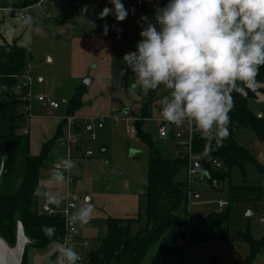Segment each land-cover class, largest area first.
<instances>
[{"label":"rangeland","instance_id":"374dc122","mask_svg":"<svg viewBox=\"0 0 264 264\" xmlns=\"http://www.w3.org/2000/svg\"><path fill=\"white\" fill-rule=\"evenodd\" d=\"M123 3L126 5V2ZM34 4V0H0V6L4 7L24 8ZM80 4L81 9L85 5L88 7L85 0H80ZM19 15L15 16L10 12L0 11V44L4 41L12 42L17 39L31 54L29 58V74L31 76V112L29 116L36 114L39 110L41 104L37 102V97L40 95L45 96L49 101L58 102L60 107L56 113L60 116L65 115L67 103L73 98L76 90L82 87V106L72 116L75 119H73V127L79 142H74L72 148L75 149L78 144H81L80 148L83 151L90 148L93 157L101 158L104 156L102 148L106 147V156L110 159L120 160L126 156L130 160H134V164L129 167L133 166L137 169L138 180L135 184L142 187L144 185L142 178L147 176L149 150L148 146L140 141L135 133H129L130 129L135 130L134 116L139 110L141 89L132 88L125 76H121L117 69H113L110 43L108 40H99L91 34L90 9L88 8V12L83 13L82 16V12H78L74 5L73 22H69L73 27L71 36L55 34L54 30L49 29L46 25H41L42 30H39L40 28L35 26L33 19L30 24H26L24 20H20ZM133 76L135 80L134 73ZM86 80H89V83H86ZM166 94L167 90L164 88L156 90L150 116L144 120L141 129L150 135L163 156L171 157L173 156L172 144L159 137L154 121L159 117L160 98ZM248 106L257 115L264 114V94H260L258 99L250 100ZM126 108L128 112L124 113ZM114 115H118V121L113 120ZM102 117H105L103 127L99 128L98 123ZM27 119H23V123L27 122ZM76 125L80 128L76 129ZM67 126L66 124L64 128L66 140L68 138ZM88 126L92 127L95 140H90ZM232 135L236 141L252 153L258 162L264 161V144L255 134L234 130ZM131 150H136L138 153L130 157ZM62 159H69L66 141L51 149L49 169L43 170L47 176L50 177L54 173L50 171L54 169V163ZM116 163L127 168L123 162L117 161ZM187 171V166L182 167L175 178L176 181L184 185L187 194V201H183L177 210V214L180 216H184L187 212L189 216L207 215L215 212L222 209L218 206L219 200L225 201L227 205L223 209L227 208L229 184H239L243 181L241 171L233 168L230 178L225 181L220 180L217 176V178L211 179L210 183L204 179H198L190 185L187 183ZM245 174L248 181L253 184L264 180V169L260 172L254 164L245 166ZM123 177L126 178L125 175ZM259 184H264V182ZM118 187L121 188L119 185ZM72 195L78 196L81 201L85 197H89V193L84 190L74 191L68 199L75 204L79 202L74 200ZM67 200L60 209L53 210L66 216ZM91 203L94 204V200ZM141 207L143 213L145 209L143 200ZM249 211L251 214H248ZM262 217H264V202H235L231 207L229 217L228 241L222 243L221 249L217 248L219 244L215 242H189L186 249L187 264H244L249 254V245L241 239V234L246 232L249 227L254 238L260 239L264 235ZM144 223V217L141 221L133 223L131 234H136ZM72 227L78 232L80 238L77 236L71 240L69 246L76 248L78 254L83 257L82 264H86L88 253L98 248L101 237L106 233L105 222L90 220L83 227L79 224H73ZM83 242H87L86 247ZM53 248L54 246L50 245L40 250L28 245L23 264H47L49 257L54 252ZM263 252L264 248L251 264H264ZM177 254V249L162 251L159 249V244H156L140 264H177Z\"/></svg>","mask_w":264,"mask_h":264},{"label":"trees","instance_id":"16d2710c","mask_svg":"<svg viewBox=\"0 0 264 264\" xmlns=\"http://www.w3.org/2000/svg\"><path fill=\"white\" fill-rule=\"evenodd\" d=\"M37 1L34 0V3ZM30 57V52L20 40L0 44V167L3 169L0 172V235L13 244L20 219L26 235L34 240L30 246L43 250L53 244H62L65 240V216L41 212L43 200L33 193L38 185L42 186L40 171L49 168L51 149L66 141V119L60 121L53 137L42 145L41 152L32 154L29 134L24 133L20 126V121L28 115L25 110L28 102L24 100L27 91L22 86L20 76L29 69ZM257 80V89L247 90L246 96L235 92L232 94L234 107L229 113V134L226 138L209 143L199 133L193 140V153L198 165L208 172L207 183L217 176L223 181L229 179L233 168L239 169L243 175L241 184H229L227 208L196 217L189 216L188 212L184 216L177 214L181 203L187 201V194L184 185L175 178L181 168L186 166L187 159L163 156L150 135L141 129L144 120L150 116L156 90L149 91L147 96L140 90L134 127L135 135L149 150L148 182L141 195L145 209L133 218H108L106 234L101 237L98 248L88 253L86 264H112L114 258L115 264H140L156 244L162 251H174V243L179 237L188 242L222 244L228 241L232 205L238 201L264 202V184L250 183L245 174L248 164H254L260 172L263 166L232 135L234 130L250 132L264 144V116L259 117L248 106L250 100L264 93V66L260 68ZM128 82H134L132 75ZM81 97L82 87L76 90L67 103V116H73L82 106ZM213 160L221 163L220 169L214 167ZM142 217L145 218L144 225L136 234H131V225L141 221ZM45 225L56 229L51 238L42 231ZM241 239L249 245L244 264H251L264 248V235L255 239L247 227ZM55 258L56 251L48 261Z\"/></svg>","mask_w":264,"mask_h":264},{"label":"clouds","instance_id":"9594fccd","mask_svg":"<svg viewBox=\"0 0 264 264\" xmlns=\"http://www.w3.org/2000/svg\"><path fill=\"white\" fill-rule=\"evenodd\" d=\"M108 2L113 7H104L97 18L114 15L116 21H125L129 10L122 0ZM81 12L82 16L88 12L87 5ZM23 19L26 24L32 22L31 17ZM138 24L141 39L136 50L122 58L135 75L131 87L140 88L145 96L149 91L167 90L159 101L163 121L176 126L188 123L209 143L226 138L232 94L246 96L247 90L259 86L257 76L264 66V0H167L155 8L152 18L142 15ZM108 29L105 23L104 35ZM60 162L61 169L50 170L57 186L71 183L75 167L71 159ZM48 180L33 195L59 207L62 201ZM72 197L79 203L73 205L69 222L83 227L92 219L95 206L87 197L82 201ZM42 231L51 238L56 229L45 225ZM80 259L73 247L61 244L48 264H77Z\"/></svg>","mask_w":264,"mask_h":264},{"label":"crops","instance_id":"0c3cea01","mask_svg":"<svg viewBox=\"0 0 264 264\" xmlns=\"http://www.w3.org/2000/svg\"><path fill=\"white\" fill-rule=\"evenodd\" d=\"M85 1H87L88 8L90 9L91 20L89 26L92 36L99 40H108V43L111 45L112 67L113 69H117L119 74L125 76L126 81H128V78L131 75L133 76V73H129V70L126 69V65L122 58L126 52L136 50V43L141 39L139 36L141 28L138 24V20L142 15L152 18L153 12L151 7L145 5L138 8L135 12H131L129 10V2L122 1V3L126 2V5L125 3L124 5L125 8L129 10V15L125 21L118 22L114 15H109L104 20L97 18L98 13L104 7H113L108 0ZM76 2V0H38L33 6L27 7V12L29 14L31 12V20L33 19L35 26L38 29L41 25H46L49 29L54 30L55 34L71 36L73 34V27L69 22H73L74 5L77 11L81 12V6L80 10H78ZM46 19H48V21H46ZM93 22L95 24L94 27ZM105 23L109 26L107 35H104L103 33V26ZM39 30L42 29L40 28ZM258 97L256 99H258ZM57 109L45 108L41 105L36 114L29 116V113L23 118H28L27 122L23 123V119L20 121L22 131L27 130L29 134L30 151L32 154L37 155L41 152L42 145L53 137L60 121L67 117L66 113L62 116L56 113ZM125 110L124 113H127ZM262 116H264L263 113ZM75 127L76 129L80 128L77 125ZM90 127L91 126L87 127L88 130H90ZM80 146L81 144L76 146L73 151V156L69 158L75 163V167L71 170L70 184L57 186L54 173L49 177L46 175L45 171H43L46 169L40 171L41 185L44 186L46 183H49L48 178H51L52 185H50V187L53 192L59 195L62 201L59 207H50L54 210L60 209L72 192L84 190V192L89 193V197L87 198H89L90 201L94 200L95 210L91 220L103 221L106 225L107 219L110 217H135L142 208L143 199L141 198V195L148 182L147 176L142 178V181L144 182L142 188L135 184L136 180H138L137 169L133 166L129 167L134 164V160H130L128 157L126 158V156L120 160H117L116 158L110 159V157L106 156V147L102 148V152L104 153L103 157L95 158L92 156L84 158V152L90 148H86L83 151ZM117 161L125 163L127 168L122 164L119 165V163H116ZM259 163L264 169V161H259ZM53 168L56 169L54 165ZM123 175H125V179ZM262 182H264V180L255 184ZM118 185L121 186V188H119ZM44 204L46 203L43 201L42 205ZM76 235L80 238L77 231ZM59 245L61 244H53L54 248L52 251H56Z\"/></svg>","mask_w":264,"mask_h":264},{"label":"built area","instance_id":"2783aa9c","mask_svg":"<svg viewBox=\"0 0 264 264\" xmlns=\"http://www.w3.org/2000/svg\"><path fill=\"white\" fill-rule=\"evenodd\" d=\"M76 5L78 7V10H80L81 4L79 3V0H76ZM122 1H128L129 2V10L131 12H134L145 5H149L151 7V10L154 14L155 8L157 6L162 7L165 3L166 0H122ZM0 11L1 12H10L13 15H19L20 20H24L23 17L28 16L31 17V15L27 12V7H4L0 6ZM22 79V86L24 89H26V94L24 96V100L28 102L25 110L29 114L31 111L30 108V86H31V76L29 74V69L20 76ZM37 101L45 108H53L57 109L59 108L60 104L55 101H49L46 99L45 96H38ZM158 112H159V117L155 118L154 121L157 126V131L158 135L160 138H163L164 140H167L171 142L172 144V154L174 157L177 158H185L187 159V176H188V182L190 185L194 182H196L198 179L199 180H206L208 176L205 174L206 171L202 170L199 165H198V160L196 156L193 153V140L198 132H196L192 125L185 123L184 125L181 126H176L173 124H170L168 122H165L162 120V117L160 115V105L158 107ZM105 117H102L98 123V127L102 128L103 127V120ZM66 124L68 125V138L66 140V143L68 145V151H69V158L73 156V151L74 149L72 148V144L74 142H79L75 130H74V123H73V117L72 116H67L66 118ZM119 117L118 115H114L113 120L118 121ZM24 133H27V130L23 131ZM129 133H135L134 129H130ZM95 133L92 131L90 127V140H95ZM93 152L91 149H87L83 157L84 158H89L92 157ZM213 165L215 168L220 169L221 168V163L217 160H213ZM54 167L56 169H61L62 168V163L61 162H56L54 164ZM75 203L71 200H67L66 202V211H65V218L67 220V226H66V232H65V240L62 244H66L69 246V242L71 240H74L77 238L76 231L72 227V223L69 222L68 216L72 213L73 205ZM227 205V203L223 200L218 201V206L220 208H223ZM41 212L46 213L48 215H53L57 214L59 212L54 211L49 205L44 204L41 206ZM193 217H196V214L193 215ZM261 221L264 222V217L261 218ZM189 244L188 241L184 240L183 238L179 237L176 242L174 243V246L178 250L177 254V264H187V255H186V249L187 245ZM83 245L86 247L87 242H83ZM75 250L76 248L72 246ZM81 259L77 262V264H82L83 263V257L81 254H79Z\"/></svg>","mask_w":264,"mask_h":264},{"label":"water","instance_id":"95a60500","mask_svg":"<svg viewBox=\"0 0 264 264\" xmlns=\"http://www.w3.org/2000/svg\"><path fill=\"white\" fill-rule=\"evenodd\" d=\"M86 83H89V80H86ZM125 112H128V110L126 109ZM258 116L261 117L262 114ZM137 153L136 150H131L130 156H134ZM205 174L208 176V172H205ZM248 214H251V212L249 211ZM30 244H34V240L26 235L24 226L21 220L18 219L16 240L13 244H10L0 235V264H22L26 253V247ZM217 248L221 249L222 244H219ZM112 264H115V258Z\"/></svg>","mask_w":264,"mask_h":264}]
</instances>
